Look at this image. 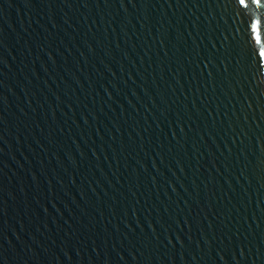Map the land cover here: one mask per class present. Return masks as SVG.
<instances>
[{
    "label": "water",
    "instance_id": "95a60500",
    "mask_svg": "<svg viewBox=\"0 0 264 264\" xmlns=\"http://www.w3.org/2000/svg\"><path fill=\"white\" fill-rule=\"evenodd\" d=\"M236 9L0 0V264H264V67Z\"/></svg>",
    "mask_w": 264,
    "mask_h": 264
},
{
    "label": "snow or ice",
    "instance_id": "6c2138e0",
    "mask_svg": "<svg viewBox=\"0 0 264 264\" xmlns=\"http://www.w3.org/2000/svg\"><path fill=\"white\" fill-rule=\"evenodd\" d=\"M237 5L236 14L247 17L246 30L248 39L245 44L247 56L252 61L255 57L257 71L264 67V18L256 16L250 10V4H261V0H232ZM242 23H245L243 20ZM254 42V43H253Z\"/></svg>",
    "mask_w": 264,
    "mask_h": 264
}]
</instances>
